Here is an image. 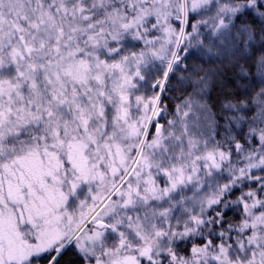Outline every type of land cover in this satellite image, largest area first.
<instances>
[{
  "label": "snow or ice",
  "instance_id": "obj_1",
  "mask_svg": "<svg viewBox=\"0 0 264 264\" xmlns=\"http://www.w3.org/2000/svg\"><path fill=\"white\" fill-rule=\"evenodd\" d=\"M0 264H264V0H0Z\"/></svg>",
  "mask_w": 264,
  "mask_h": 264
},
{
  "label": "trees",
  "instance_id": "obj_2",
  "mask_svg": "<svg viewBox=\"0 0 264 264\" xmlns=\"http://www.w3.org/2000/svg\"><path fill=\"white\" fill-rule=\"evenodd\" d=\"M213 95H215V94H213Z\"/></svg>",
  "mask_w": 264,
  "mask_h": 264
}]
</instances>
